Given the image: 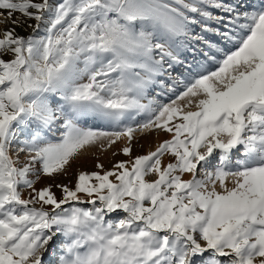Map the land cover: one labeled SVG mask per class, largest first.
<instances>
[{"label":"snow or ice","instance_id":"6c2138e0","mask_svg":"<svg viewBox=\"0 0 264 264\" xmlns=\"http://www.w3.org/2000/svg\"><path fill=\"white\" fill-rule=\"evenodd\" d=\"M45 255L264 264V0H0V264Z\"/></svg>","mask_w":264,"mask_h":264},{"label":"rangeland","instance_id":"374dc122","mask_svg":"<svg viewBox=\"0 0 264 264\" xmlns=\"http://www.w3.org/2000/svg\"><path fill=\"white\" fill-rule=\"evenodd\" d=\"M30 23H34V22H30ZM28 31L30 32L31 29H28ZM22 34L27 35L26 32H22ZM40 35H43V33L41 32ZM165 138L167 137L163 135L159 137L155 135L139 137L138 142L134 145L133 155L146 154L150 149H154L156 144L161 142ZM119 147L120 146L118 145L117 148L111 149L108 151H101L97 147L95 150L88 153L86 158L82 159L77 164H74L73 167L69 170V173L67 176L58 177L55 182L48 180V179H44L40 183H38L36 187L40 188L46 184L58 183V182L70 183L72 180H74L75 173L78 170L97 171V169H95L94 167L95 163L97 162L102 163L105 169H111L114 163L127 159V157L123 155H120V154L113 155L112 154L113 151H118ZM187 178L189 177L186 176L185 179ZM53 191H56L57 195H59V191L57 189L53 188ZM44 260H45V264H47V260H48L47 255H45Z\"/></svg>","mask_w":264,"mask_h":264}]
</instances>
